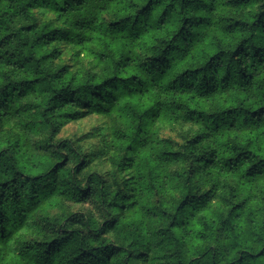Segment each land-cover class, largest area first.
<instances>
[{"label":"clouds","instance_id":"clouds-1","mask_svg":"<svg viewBox=\"0 0 264 264\" xmlns=\"http://www.w3.org/2000/svg\"><path fill=\"white\" fill-rule=\"evenodd\" d=\"M0 264H264V0H0Z\"/></svg>","mask_w":264,"mask_h":264},{"label":"trees","instance_id":"trees-1","mask_svg":"<svg viewBox=\"0 0 264 264\" xmlns=\"http://www.w3.org/2000/svg\"><path fill=\"white\" fill-rule=\"evenodd\" d=\"M53 31H56L55 29H53ZM43 35H47V33L43 34Z\"/></svg>","mask_w":264,"mask_h":264}]
</instances>
